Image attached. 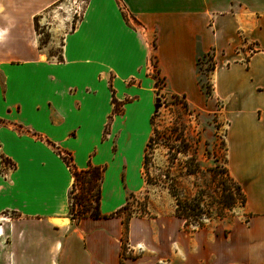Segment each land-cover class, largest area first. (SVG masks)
Segmentation results:
<instances>
[{
  "label": "crops",
  "instance_id": "obj_1",
  "mask_svg": "<svg viewBox=\"0 0 264 264\" xmlns=\"http://www.w3.org/2000/svg\"><path fill=\"white\" fill-rule=\"evenodd\" d=\"M59 1L0 0V264L165 260L164 247L152 254L151 225L134 220L129 247L141 255L124 256L123 218L112 216L138 190L153 132L152 53L172 92L221 103L227 168L249 213L224 262L264 264V0H87L64 33L62 60L48 56L35 26ZM59 150L78 169L105 166L104 216L71 220L74 177ZM137 227L149 234L132 239Z\"/></svg>",
  "mask_w": 264,
  "mask_h": 264
},
{
  "label": "rangeland",
  "instance_id": "obj_2",
  "mask_svg": "<svg viewBox=\"0 0 264 264\" xmlns=\"http://www.w3.org/2000/svg\"><path fill=\"white\" fill-rule=\"evenodd\" d=\"M86 1L60 0L37 18L40 39L48 41L44 45L50 58L61 54L64 33L78 23ZM154 43L155 37L150 41L151 47ZM213 61L211 53L201 59L205 70L211 68ZM150 74L156 86L155 115L151 120L153 140L150 147L145 145L148 159L138 171V190L119 213L125 226L123 255H141L139 250L129 247L128 225L134 220L140 225H151L152 231L149 236L147 230L142 232L137 227L132 239L145 238V232L154 244L160 242L151 248L154 256L155 248L165 249V260L154 264H226L227 241L241 232L249 213L238 183L227 168L226 126L219 117L221 103H217V109L211 108L207 98L198 103L172 92L155 53L151 55ZM202 78L208 85V78ZM157 99L160 101L156 108ZM137 127L143 136L144 121L140 120ZM174 192L182 200L199 199L205 212L200 225L193 221V216L187 220L176 215ZM85 193L78 182L74 197L81 198Z\"/></svg>",
  "mask_w": 264,
  "mask_h": 264
},
{
  "label": "trees",
  "instance_id": "obj_3",
  "mask_svg": "<svg viewBox=\"0 0 264 264\" xmlns=\"http://www.w3.org/2000/svg\"><path fill=\"white\" fill-rule=\"evenodd\" d=\"M35 26H36V30L38 31L37 19H35ZM46 42L48 41L40 40V45H44ZM57 59L62 60L63 59L62 55L60 54ZM212 69H213V65L211 66V68H208L205 70L207 72L205 74L208 75ZM156 85L157 86L159 85L158 78L156 80ZM205 86H206L207 93H211L212 86L210 85V83ZM113 103L115 104V112H119L120 110L118 108V101L115 97L113 98ZM154 115L155 113L153 114V116ZM152 140H153V135L150 136L149 141L147 143V147L151 146ZM145 151H147V149H145ZM58 153L63 158V160L67 163V165L70 167L73 177H74L73 186L70 191V218L71 220L80 221L81 219L86 218V217L104 216L101 213L100 207H101V183H102L103 176H104L105 166L94 165L90 161L87 168L78 169L77 167L73 165L72 156L69 152H61L59 150ZM147 159H148V154L147 152H145L144 166L147 163ZM3 162L8 163V161L5 158H3ZM78 182L82 183L83 188L86 189V193L82 194L81 198L74 197V190ZM237 187L242 192L243 202L246 203L245 193L243 192L239 184H237ZM173 195L176 198V215L179 217L186 218L187 220L190 219V216H193L195 217L193 218V221L197 223V225H200L201 223L200 218L202 219V217L205 215V212H203V209L200 208L201 204L199 202V199L195 197L194 199H190V200H182L175 192L173 193ZM78 199L79 201L76 202V200ZM77 204L79 206H77ZM126 207L127 205H125L123 208H126ZM121 210H119L118 212H116V214H113L112 216L119 215Z\"/></svg>",
  "mask_w": 264,
  "mask_h": 264
},
{
  "label": "water",
  "instance_id": "obj_4",
  "mask_svg": "<svg viewBox=\"0 0 264 264\" xmlns=\"http://www.w3.org/2000/svg\"><path fill=\"white\" fill-rule=\"evenodd\" d=\"M159 101H160L159 99L156 100V102H157V104H156V108L158 107V102H159Z\"/></svg>",
  "mask_w": 264,
  "mask_h": 264
}]
</instances>
